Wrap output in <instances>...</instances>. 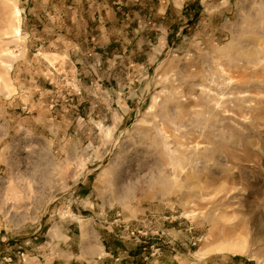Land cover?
Masks as SVG:
<instances>
[{"label":"rangeland","instance_id":"obj_1","mask_svg":"<svg viewBox=\"0 0 264 264\" xmlns=\"http://www.w3.org/2000/svg\"><path fill=\"white\" fill-rule=\"evenodd\" d=\"M0 264H264V0H0Z\"/></svg>","mask_w":264,"mask_h":264},{"label":"bare ground","instance_id":"obj_2","mask_svg":"<svg viewBox=\"0 0 264 264\" xmlns=\"http://www.w3.org/2000/svg\"><path fill=\"white\" fill-rule=\"evenodd\" d=\"M16 14H18V10H16ZM16 32L18 33L19 31L17 30Z\"/></svg>","mask_w":264,"mask_h":264}]
</instances>
